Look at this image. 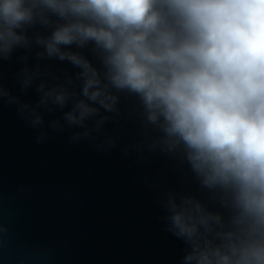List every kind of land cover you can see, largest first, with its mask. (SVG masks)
<instances>
[{
	"label": "clouds",
	"instance_id": "clouds-1",
	"mask_svg": "<svg viewBox=\"0 0 264 264\" xmlns=\"http://www.w3.org/2000/svg\"><path fill=\"white\" fill-rule=\"evenodd\" d=\"M89 44L95 64L80 51ZM17 50L21 89L35 84L40 99L20 104L0 84V101L33 127L37 108L69 104V126L100 125L134 96L160 142L219 194L226 218L194 197L166 202L182 264H264V0H0V62ZM45 60L78 71L61 79Z\"/></svg>",
	"mask_w": 264,
	"mask_h": 264
}]
</instances>
